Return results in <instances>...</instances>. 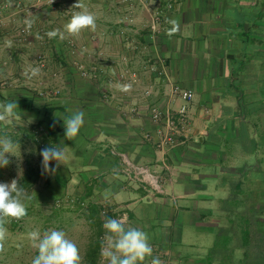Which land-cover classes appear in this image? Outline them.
Masks as SVG:
<instances>
[{
    "label": "crops",
    "instance_id": "obj_1",
    "mask_svg": "<svg viewBox=\"0 0 264 264\" xmlns=\"http://www.w3.org/2000/svg\"><path fill=\"white\" fill-rule=\"evenodd\" d=\"M77 2L0 0V103L16 100L21 117L0 123V136L26 157L19 181L42 148L61 147L67 159L45 182L79 183L81 197L145 231L162 264H239L246 232H264V0H80L97 16L95 31L48 38ZM170 19L180 22L171 37ZM28 66L41 74L27 79ZM176 86L193 93L184 126ZM153 106L177 128L162 147L169 130ZM77 110L84 125L69 141L62 117ZM124 156L158 176L162 192L129 176ZM98 264H107L101 254Z\"/></svg>",
    "mask_w": 264,
    "mask_h": 264
},
{
    "label": "clouds",
    "instance_id": "obj_2",
    "mask_svg": "<svg viewBox=\"0 0 264 264\" xmlns=\"http://www.w3.org/2000/svg\"><path fill=\"white\" fill-rule=\"evenodd\" d=\"M72 7L80 9L72 13L70 19L63 25V30L54 29L46 33L50 39L67 36H78L83 30L95 31L97 16L78 0ZM171 27L167 31L169 37L180 31V22L176 19L167 21ZM26 31H30L35 24L33 16H27L23 21ZM37 39L42 37L37 36ZM11 47V41L7 42ZM41 74L39 67L28 66L23 75L32 79ZM118 91L129 92L131 84L115 85ZM16 100L0 103V123L12 125L21 119ZM84 112L77 110L68 117H62L65 128V139L74 140L84 125ZM58 116V115H57ZM17 143L8 136H0V168L9 165V157L15 155ZM43 172L54 175L57 168L67 159L65 149L57 146L45 147L40 150ZM55 161L56 167H50ZM36 195V193H35ZM32 196L21 186L18 179L10 182H0V252L4 251V242L8 231L5 224L9 219L21 220L27 215L26 201ZM127 218H106L103 223L105 234L101 242V257L107 264H143L146 258L153 257V248L149 243L148 234L140 228L128 226ZM32 248L38 251L31 264H83V257L77 245L66 236L63 230L50 229L41 233L39 229L26 234ZM150 264H162L158 257H153Z\"/></svg>",
    "mask_w": 264,
    "mask_h": 264
},
{
    "label": "rangeland",
    "instance_id": "obj_3",
    "mask_svg": "<svg viewBox=\"0 0 264 264\" xmlns=\"http://www.w3.org/2000/svg\"><path fill=\"white\" fill-rule=\"evenodd\" d=\"M61 93L62 86H54L52 95L55 94L57 97L62 95ZM21 155L15 151V155L9 157L12 163L9 167L12 177H9L8 182L22 175L21 171L24 168L19 163H25L26 157H21ZM27 162L30 163L28 165L42 169L41 159L31 157ZM26 167L25 165V169ZM45 178H47V173L27 190L32 196L30 201L25 202L27 215L21 220L9 219L5 224L8 235L4 242V251L0 252V264H31L32 259L38 255V251L31 247L26 234L36 229H39L41 233L50 229L63 230L66 236L77 245L82 257L88 248L96 229L95 221L88 211L93 198L81 197L78 189L79 183L68 182L67 177H58L56 182H45ZM85 187L92 194L91 185H85ZM99 206L98 210L101 208V205ZM104 210L102 207V212ZM211 239L202 237L199 241L208 243Z\"/></svg>",
    "mask_w": 264,
    "mask_h": 264
},
{
    "label": "trees",
    "instance_id": "obj_4",
    "mask_svg": "<svg viewBox=\"0 0 264 264\" xmlns=\"http://www.w3.org/2000/svg\"><path fill=\"white\" fill-rule=\"evenodd\" d=\"M42 176V170L29 166L22 179L19 181L26 190L32 188ZM91 202L89 205L90 217L95 221L96 229L90 239L87 249L86 263L98 264L101 253V242L104 236L103 223L106 218H112L107 212H102V207ZM100 207V206H99ZM113 219V218H112ZM244 255L239 264H264V232L248 231L244 242Z\"/></svg>",
    "mask_w": 264,
    "mask_h": 264
},
{
    "label": "built area",
    "instance_id": "obj_5",
    "mask_svg": "<svg viewBox=\"0 0 264 264\" xmlns=\"http://www.w3.org/2000/svg\"><path fill=\"white\" fill-rule=\"evenodd\" d=\"M57 1L58 0H46V2L51 5L55 4ZM28 32L29 31H26L25 28H23L20 31V35L22 37H25ZM83 74L85 73L83 72ZM173 91L175 93H178L179 97L182 100V104L179 106L176 115L178 116L177 119H178L179 125L184 126L187 122V104L192 100L193 93L190 90H183L178 86L174 87ZM151 117L155 121L164 119L165 124L169 130L168 132L164 134L162 142L160 143L161 144L160 146L162 147L166 143L171 142L173 139L170 134V130L171 131L174 130L175 132H177L176 130L177 128L174 125V120H173L171 112L166 111L165 114L163 115L162 112L158 111L156 106H153L151 107ZM124 162L126 164L125 170L129 176L133 177L134 179H138V180L140 179V181L143 184L152 186L156 191L162 192L160 178L158 176L150 173L146 167L131 164L130 161L125 158V156H124Z\"/></svg>",
    "mask_w": 264,
    "mask_h": 264
}]
</instances>
